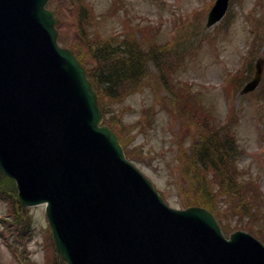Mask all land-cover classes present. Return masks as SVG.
Masks as SVG:
<instances>
[{"label": "water", "instance_id": "obj_1", "mask_svg": "<svg viewBox=\"0 0 264 264\" xmlns=\"http://www.w3.org/2000/svg\"><path fill=\"white\" fill-rule=\"evenodd\" d=\"M50 0H0V169L24 206L48 203L68 264H264V245L227 240L212 213L165 204L103 125L85 69L58 44ZM218 0L208 27L225 15ZM262 62L243 94L261 81Z\"/></svg>", "mask_w": 264, "mask_h": 264}, {"label": "rangeland", "instance_id": "obj_2", "mask_svg": "<svg viewBox=\"0 0 264 264\" xmlns=\"http://www.w3.org/2000/svg\"><path fill=\"white\" fill-rule=\"evenodd\" d=\"M215 1L83 0L91 17L89 25L103 37L114 39L117 45L125 39L136 41L144 53L149 47L167 51L165 55H155L164 64H156L152 58L146 63L147 74L139 89L130 87L133 90L108 104L133 163L171 207L184 209L197 201L196 196L206 197L233 231L258 236L264 244V0H231L224 20L207 28L208 13ZM64 10L66 19L60 30L66 39L76 41L78 16L74 7L65 5ZM128 28L133 30L132 34L124 35ZM256 29L259 32L255 37ZM171 44L178 49L167 48ZM249 57L251 63L246 72L240 73L233 87L229 86L233 75L245 71ZM259 61L263 62L259 87L252 93L241 94L246 83L254 79ZM171 90L174 94L182 93V97L184 91L189 92L205 110L196 117L195 125H188L187 108H182L175 110L180 117L176 129L174 109L164 103ZM208 116L217 126L233 118L227 129L237 137V169L242 181H254L259 191L258 208L253 215L238 210V198H234L233 192L219 189V180L211 167L194 172L193 177L189 175L190 164L197 160V145L207 136L204 121ZM192 139L197 141L194 148L190 147ZM182 144L189 155V165L182 157ZM199 188L206 196L201 195ZM227 192L232 196L225 195ZM0 195L2 218L11 214L15 196L12 192ZM28 214L32 228L27 241L17 242L16 233L4 237L0 220V264H20L14 247L25 263L61 264L51 242L45 208H28ZM17 219L20 220L19 216ZM248 227L256 232L246 230Z\"/></svg>", "mask_w": 264, "mask_h": 264}, {"label": "trees", "instance_id": "obj_3", "mask_svg": "<svg viewBox=\"0 0 264 264\" xmlns=\"http://www.w3.org/2000/svg\"><path fill=\"white\" fill-rule=\"evenodd\" d=\"M65 5L74 7L75 9L79 21L78 32L83 44L78 41H69L63 33H61L60 42L71 47L81 63L87 68L88 76L99 94L105 122L113 129H117L118 123L114 121L113 117V120H107V115L110 113L108 104L111 100L118 99L120 95H124L128 90H133L130 87L136 90L139 89L138 87L142 84L147 74L145 70L146 63L152 58L151 60L156 64H164L155 55L156 53L160 54V52L162 55H165L167 51L163 49L156 51V47H153L147 53H144L138 48V42L127 39L117 45L114 39H107L98 30H92L93 26L89 25V21H91L89 10L86 8L83 0H53L51 3V7L57 10L63 19L66 16ZM131 34L129 33V35ZM84 48H86V51ZM238 76L240 75H235L230 83L234 84L237 82ZM184 92L183 97L176 94V99L174 101L171 99V109L173 107L175 112V110L179 111L178 109L187 108V114L189 115V119L187 118L188 125H195L193 122L197 121L196 117L198 118L199 114H204L205 110H203L201 105L195 101L189 92ZM170 93L174 95L172 90ZM182 103L183 105L180 108L179 104ZM175 116L180 123V117L176 115V112ZM215 122L211 118L204 121L207 136H204L201 144L197 145L196 139H192L190 147L194 148L197 145L198 149L196 151L197 160L190 164L189 167L191 169L189 174L193 177L194 172L203 171L204 168L207 170L211 167L215 173V178L219 180V189L223 188L224 190L233 192L234 198H238V210L253 215V212L258 208L257 196L259 195V191L255 187L254 181H251V183L243 182L237 169L236 160L240 155L237 137L227 129L233 121L230 119L220 126H217ZM120 141L125 146L121 137ZM181 148L183 157L189 165V155L186 154L183 144ZM0 177V194L12 192L16 197L17 191L14 182L4 178L1 174ZM199 190L201 191L200 188ZM201 195L206 196L203 192ZM225 195L232 196L230 192L225 193ZM196 197L197 201L193 202V205L205 206L214 212L220 221L223 219L217 208L210 204L206 197ZM12 203H15L16 208L18 207V211L16 210L14 220L6 223V232L12 235V237L16 233L17 236L15 238L19 242L21 240L27 241L32 228V220L28 214V209L18 206L15 199ZM17 216H19L20 220L17 219ZM247 229L256 232L251 227ZM223 230L229 231L230 225L226 224ZM60 263L65 264L62 261Z\"/></svg>", "mask_w": 264, "mask_h": 264}]
</instances>
